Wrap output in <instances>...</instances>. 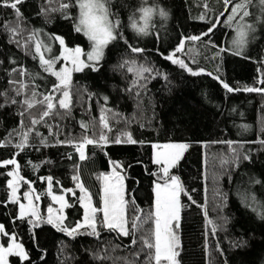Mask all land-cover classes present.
<instances>
[{"label":"trees","instance_id":"1","mask_svg":"<svg viewBox=\"0 0 264 264\" xmlns=\"http://www.w3.org/2000/svg\"><path fill=\"white\" fill-rule=\"evenodd\" d=\"M141 2L111 0L110 9L113 18L120 19V30L129 38V43L144 48L145 52L132 53L122 40H117L108 46L98 71L86 68L81 73H74L71 116L49 118L55 135L47 127L38 126V131L52 146H40V138L32 136L30 143L37 147L26 149L16 157L22 166L21 175L34 182L32 186L41 194L40 202L45 213L48 206L54 204L44 194L46 183L39 177L51 175L53 191L57 194L61 190L55 182L59 181L64 189L72 188L79 196L81 193L72 180L76 171L74 166L79 165L81 180L98 201L101 180L97 176L109 173L112 169L110 161H116L123 164L128 192L144 212H149L154 206V184L159 179V167L153 163L152 145L186 143L190 147L172 170V174L180 177L188 194L181 195L184 207L179 229L182 244L180 264H264V219L245 201L246 195H254L257 202L264 204V144L260 143L264 141V93L228 92L220 82L224 81L233 89L264 88V84L258 83L264 78V24L257 23L260 30L246 46L244 55L237 56L231 51H220L221 48H229L235 34L233 28L226 26L228 12L223 0H148L168 13L166 19L157 16L153 20L151 31L159 34L158 39L154 35L137 36L128 27L129 16ZM56 6L55 3L52 5ZM19 7L25 18L22 27L27 31L17 39L23 41L32 29H41L43 37L60 36L68 47L81 46L86 51L90 50V42L83 33L74 31L72 20L64 19L60 12L44 14L47 0H25ZM249 10L253 15L246 19H255V0ZM68 12L75 18L78 9L72 7ZM202 15L204 20L199 19ZM217 17L220 23L212 33L198 41L187 40L184 52L177 53L193 70L203 69L200 75L193 76L160 55L170 54L185 37L201 36L211 27L209 22L215 23ZM15 21L13 10L0 7V22ZM52 44L59 53V43L53 41ZM13 59L16 64L9 63ZM126 59L148 64L158 70L159 75L154 71L151 75L155 78L140 81L142 86L139 88L132 87L133 75L120 67ZM0 60L3 61L0 65V91H7L9 97L14 95L9 79L19 80L21 77L19 73L9 77L6 69L23 66L30 72H40L44 79H38L36 83L42 92L55 82V77L40 70L37 60L10 42V33L2 27ZM216 76L220 79H215ZM104 96L108 97L106 107L123 117L110 120L113 127L110 139L120 131H127L133 139L143 143H110L103 150L89 145L86 149L89 159L79 161L72 146L57 144V140H79L84 134L80 121L96 122L98 130L100 108L105 105ZM32 111L38 114L39 108ZM17 112V105L0 109V139L18 126L20 117ZM24 122L28 124L27 116ZM87 134L93 135L92 128ZM226 141L234 143L230 147L224 143ZM231 148H236L240 154L238 164L232 162ZM14 151L11 147L0 148V160L11 158ZM69 154L71 159H68ZM245 155L250 159H243ZM224 160L228 163H222ZM28 161L40 165L39 169L33 171L27 165ZM9 170L11 166L0 168V223L24 244L31 264H124L121 258L134 259L132 254L139 244L135 248L128 246L131 237L118 238L114 233L101 229L99 239L86 235L72 239L51 225L43 224L32 229L28 223L15 219L17 205L5 203L9 196L6 187V181L10 179L6 175ZM27 190L28 185L22 184L21 194ZM70 203L76 207L66 209V224H74L83 218V208L75 197L70 198ZM213 224L215 232L212 231ZM0 242L7 247L8 237L0 236ZM118 244L120 247H116ZM96 255L110 259L98 260L94 258ZM145 255L141 254L140 261L145 259ZM8 259L9 264H28L16 256Z\"/></svg>","mask_w":264,"mask_h":264},{"label":"snow or ice","instance_id":"2","mask_svg":"<svg viewBox=\"0 0 264 264\" xmlns=\"http://www.w3.org/2000/svg\"><path fill=\"white\" fill-rule=\"evenodd\" d=\"M25 0H0V7H6L13 10L16 17L15 23H2L0 27L4 31L10 33V42L21 48L26 55H30L33 60L38 61V66L43 73H47L55 77V82L46 91H40V85L36 80H43L44 77L40 72H30L23 66L6 69L9 77H13L19 73L21 77L19 80L10 78L8 83L13 85V96L9 97L7 91H0V109L10 107L12 105L18 106L17 115L20 117L18 126L7 132V135L0 139V148L11 147L15 149L11 158L0 160V168H8L6 175L10 177L6 181V187L9 190V196L5 203H12L17 205L18 212L15 219L26 222L31 225L32 229L41 227L43 224L51 225L57 231L65 234L67 237L75 239L77 236H93L100 238L101 229L114 233L118 238L131 237L130 247L139 248L132 254L134 259L127 257L121 258L124 264H180L179 256L182 250L181 238L179 235L181 211L184 207L181 203V194L188 195L186 189L181 182L179 176L172 174V169L179 165L183 158L185 151L190 147L186 143H167L154 144L155 149L153 163L159 167V179L154 185V206L153 210L144 212L135 201L127 189L125 184V174L123 164L116 161H110L112 165L111 172L108 174H99L97 179L102 181V194L100 195V206L97 207L93 203L92 193L85 187L79 175V165L74 166L76 171L72 176L75 183V188L81 193L77 196L76 191L72 188L64 189L59 181L56 185L60 187V194L53 191V177L51 175L39 177L42 182L46 183V194L51 200L58 205L54 208L51 204L47 208V214L42 215L39 207L41 194L37 193L32 186L33 181L26 180L21 175V164L16 157L25 152L26 149L36 148V145L30 143L32 136L40 138V146L49 147L47 139L38 131V126L47 127L52 133L53 124L49 123V118L59 117L64 119L71 116L72 109V74L73 72H83L85 68H91L93 71H98L100 61L104 58L105 49L114 41L122 40L130 52L142 54L145 52L144 48L134 46L129 43V38H126L121 29V21L119 18H113L114 14L111 12V0H47L48 7L44 9V14L47 15L52 12H60L64 19L72 20L74 24V31L83 33L90 42L91 50L85 53L81 47L69 48L65 40L60 36H46L43 37L41 29H32L23 41L17 39L18 36L23 35L25 28L22 27L24 16L19 7ZM225 11L228 12L225 17L226 26L233 28L235 35L231 39L230 48H221V52L231 51L233 55L242 56L248 44L249 36L255 32V23L264 24V0H255V7L257 12L255 14V23H249L245 18L250 17L253 13L249 10L253 0H223ZM56 7H52L53 4ZM229 6L230 11H229ZM72 7L78 9V15L73 18L68 10ZM204 7L208 5L205 3ZM224 14L221 13V16ZM159 16L162 19L168 17V13L159 5L151 4L148 0H142L141 4L136 7L129 16V24L131 31L137 36L147 37L154 35L159 38L158 33H153V20ZM239 17V20H237ZM199 19L204 20L202 15ZM233 21H236L233 24ZM211 27L201 36H190L181 39L176 48L168 55L160 53V55L171 61L172 64L178 65L181 69H185L191 75H200L204 70H193L185 62L183 58L177 56V53H183L185 42L187 40L198 41L202 36L209 35L220 23V18L217 17L215 23L209 22ZM43 37V38H42ZM45 40L48 42L46 43ZM58 41L62 47V52L59 56H53L52 42ZM210 42V41H209ZM64 64L57 69L56 65L61 61ZM194 62V61H193ZM9 63L16 64V61L10 60ZM3 61L0 60V65ZM120 67L126 72L131 73L134 79L131 81L132 87H141L140 81L155 78L151 74L155 71L159 75V71L155 70L148 64H141L136 59H126ZM148 74V75H145ZM209 76L212 73H207ZM27 77V79H24ZM167 77H165L166 79ZM219 80V76L214 77ZM223 87L228 92L233 91H247V92H262L264 88L245 87L243 89H233L224 81H220ZM258 83L264 84V78H261ZM131 91V88L128 89ZM139 95V92H137ZM19 98V99H17ZM105 105L100 108V115L98 119V130L96 122L85 123L80 121V127L84 134L79 140H57V144L70 145L78 154L79 161H87L89 156L86 153L87 146L93 145L103 150L106 146L111 144H137L143 141L133 139L132 134L127 131H120L115 137L110 139L109 134L113 132L110 120L123 119L118 113L106 107L108 97L104 96ZM39 108L38 114L33 113L34 108ZM27 116L28 124L25 125L24 117ZM58 127V125H57ZM92 128L93 135L89 136L88 130ZM230 147L233 141H226ZM264 144V141H260ZM37 150H39L37 148ZM232 162L238 164L240 161V154L236 148H231ZM71 154L68 159H71ZM243 159H250L245 155ZM51 163V161H45ZM222 163H228L227 160ZM33 171L39 169L40 165L33 164L31 161L27 162ZM260 183V181H255ZM22 184L28 185V190L23 193V198L18 194ZM75 197L76 202L83 208V218L76 221L74 224H66L68 219L65 210L75 208L76 204L70 203V198ZM191 199V197H188ZM26 201L25 202H22ZM246 204L252 207L254 212L264 219V204L257 202L254 195L245 196ZM193 203H195L193 201ZM131 205V207H130ZM208 223L212 224V221ZM148 225V227H145ZM212 231H216V226L213 224ZM139 233V236H137ZM35 233H33V236ZM0 236L8 237V245L5 247L0 243V264H9V257L16 256L22 262L31 264V258L28 250L22 242H18L15 233H9L5 226L0 223ZM120 247V245H116ZM145 255V259L140 261L141 254ZM98 260L110 259L103 255H96L94 257Z\"/></svg>","mask_w":264,"mask_h":264},{"label":"rangeland","instance_id":"3","mask_svg":"<svg viewBox=\"0 0 264 264\" xmlns=\"http://www.w3.org/2000/svg\"><path fill=\"white\" fill-rule=\"evenodd\" d=\"M77 15H78V13H77ZM255 18V17H254ZM246 19V18H245ZM249 23H255V19H253V20H250V19H246ZM255 28H256V30H255V32H253L250 36H249V40H248V44L250 43V41H252L253 40V38L255 37V35H256V33L260 30V28H259V26L257 25V23H255ZM235 35V34H234ZM234 37V36H233ZM46 41V43L48 42L47 40H45ZM58 42V41H57ZM66 43V42H65ZM111 44V43H110ZM109 44V45H110ZM247 44V45H248ZM67 45V44H66ZM108 45V46H109ZM68 46V45H67ZM77 47H81V46H77ZM231 47V42L229 43V48ZM69 48H71V47H69ZM75 48V47H74ZM84 51H85V53H87L88 51H86L83 47H81ZM108 48V47H107ZM107 48L105 49V52H106V50H107ZM90 50H91V48H90ZM89 50V51H90ZM62 52V47L60 46V48H59V53H57V50L54 48V45L52 44V53H51V55H53V56H59L60 55V53ZM105 55V54H104ZM102 61V60H101ZM100 61V62H101ZM59 66H56V68L57 69H59L63 64H64V61L63 60H61L59 63ZM86 69V68H85ZM74 73H81V72H73V74H72V77H73V75H74ZM188 150V149H187ZM186 150V151H187ZM186 151H185V153H186ZM154 153H155V149L153 148V157H154ZM185 153H184V155H185ZM184 157V156H183ZM181 161V160H180ZM173 170V169H172ZM171 170V171H172ZM111 172V171H110ZM109 172V173H110ZM108 174V173H107ZM125 184H126V178H125ZM155 185V184H154ZM21 190H22V186H21V188H20V191H19V195L21 196V198H23V194H21ZM101 194H102V181H101ZM182 195V194H181ZM92 197H93V195H92ZM154 199H155V197H154ZM22 202H25L26 203V201H23L22 200ZM39 203V207H40V211H41V214L42 215H45L46 216V214H47V210H46V212L45 213H43V207H42V205H41V202L39 201L38 202ZM93 203L97 206V207H99L100 206V197H99V200L97 201L94 197H93ZM53 204L54 205H52L54 208H56V207H58V205H56L54 202H53ZM66 211V210H65ZM1 243V242H0Z\"/></svg>","mask_w":264,"mask_h":264}]
</instances>
